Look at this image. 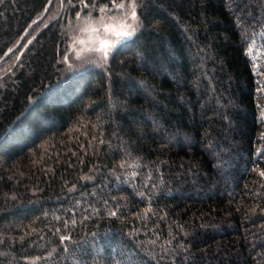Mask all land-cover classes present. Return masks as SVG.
I'll use <instances>...</instances> for the list:
<instances>
[{
  "label": "trees",
  "instance_id": "obj_1",
  "mask_svg": "<svg viewBox=\"0 0 264 264\" xmlns=\"http://www.w3.org/2000/svg\"><path fill=\"white\" fill-rule=\"evenodd\" d=\"M47 2L0 0V264H264V0Z\"/></svg>",
  "mask_w": 264,
  "mask_h": 264
},
{
  "label": "snow or ice",
  "instance_id": "obj_2",
  "mask_svg": "<svg viewBox=\"0 0 264 264\" xmlns=\"http://www.w3.org/2000/svg\"><path fill=\"white\" fill-rule=\"evenodd\" d=\"M113 6L117 9H123L125 7L124 3H116V0H112ZM132 12L130 19L135 21L137 14L135 11V0H132ZM101 12L107 13V9H100ZM115 18H110L109 22H105L103 19L99 21V27L92 28L94 33H108L110 37H115L116 39H111L109 37H104L99 40V46L95 49H89V51H99L103 54L104 58H107L110 52L116 47L118 43L123 41L125 38H129L135 34L136 28L133 27L131 23H128L127 18L121 19L118 23L111 22Z\"/></svg>",
  "mask_w": 264,
  "mask_h": 264
},
{
  "label": "water",
  "instance_id": "obj_3",
  "mask_svg": "<svg viewBox=\"0 0 264 264\" xmlns=\"http://www.w3.org/2000/svg\"><path fill=\"white\" fill-rule=\"evenodd\" d=\"M53 1H54V0H48L47 4H46V6H45V9H44L43 14H42L37 20H40V19H41L46 13H47V11L49 10V8H50V6L52 5V2H53ZM37 20H36V21H37ZM36 21H35V22H36ZM33 23H34V22H33ZM33 23H32L30 26H28V28L26 29V31L24 32V34H23V36H22V39L25 37V35H26L28 29H29L30 27H32ZM23 50H24V48H23ZM23 50H22V51H23ZM10 51H11V50H7V52H6V53L0 58V62L8 56V54L10 53ZM22 51L20 52L19 57H21V55H22Z\"/></svg>",
  "mask_w": 264,
  "mask_h": 264
},
{
  "label": "rangeland",
  "instance_id": "obj_4",
  "mask_svg": "<svg viewBox=\"0 0 264 264\" xmlns=\"http://www.w3.org/2000/svg\"><path fill=\"white\" fill-rule=\"evenodd\" d=\"M113 23H118V21L117 22H113ZM104 37H109L111 39H114L113 37H110L108 33L100 32V33L91 34L90 36H88V40L90 41V39H93L92 42L95 43V44H98V46H99V40L104 38Z\"/></svg>",
  "mask_w": 264,
  "mask_h": 264
}]
</instances>
